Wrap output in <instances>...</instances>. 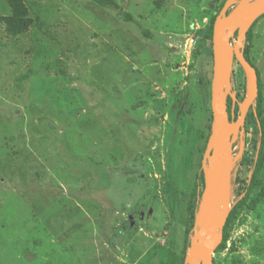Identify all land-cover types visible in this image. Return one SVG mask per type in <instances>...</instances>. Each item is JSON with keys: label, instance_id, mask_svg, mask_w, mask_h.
Returning a JSON list of instances; mask_svg holds the SVG:
<instances>
[{"label": "rangeland", "instance_id": "rangeland-1", "mask_svg": "<svg viewBox=\"0 0 264 264\" xmlns=\"http://www.w3.org/2000/svg\"><path fill=\"white\" fill-rule=\"evenodd\" d=\"M220 1L24 0L25 33L0 23V264H180L211 123L212 57L196 31ZM252 41L264 98V15ZM213 261L264 264V196Z\"/></svg>", "mask_w": 264, "mask_h": 264}, {"label": "water", "instance_id": "water-1", "mask_svg": "<svg viewBox=\"0 0 264 264\" xmlns=\"http://www.w3.org/2000/svg\"><path fill=\"white\" fill-rule=\"evenodd\" d=\"M263 14L264 0H225L212 23L210 132L200 161L203 188L183 264H214L213 253L223 238V226L232 204L235 165L244 148V121L258 95L257 73L243 55L244 42L251 25ZM234 60L241 66L245 79L241 100L231 91ZM227 97L232 103L230 119ZM235 104L237 116L233 118ZM238 138L239 148L233 154L232 145Z\"/></svg>", "mask_w": 264, "mask_h": 264}, {"label": "trees", "instance_id": "trees-1", "mask_svg": "<svg viewBox=\"0 0 264 264\" xmlns=\"http://www.w3.org/2000/svg\"><path fill=\"white\" fill-rule=\"evenodd\" d=\"M6 4L10 9V13L8 15L0 16V23L3 25V31L6 36L8 37H16L20 34L25 33L33 23L32 18L29 16L28 8L24 2V0H5ZM96 4H115L114 0H92ZM216 1V0H215ZM225 0H221L217 5V10L214 14L209 16L208 22L205 25L204 30L198 29L196 31V35H202L203 39L208 41V46L204 49V53L208 54L210 61H211V34H212V23L214 17L218 13L219 9L221 8L223 2ZM264 15V14H263ZM261 15V16H263ZM257 20V19H256ZM254 21V23L256 22ZM254 23L251 25L249 30L246 33L245 42H244V49L243 55L245 59L254 67L257 73V85H258V95L255 100V104L252 109L249 110L247 119H246V126L253 124L254 125V138L252 139V146L254 148V152L252 154V164L247 172V175L244 179H241V184L239 185V191H236L234 188V181H232V188L233 192L236 195L233 203L231 204V210L227 216L225 224L223 226V233L224 236L222 238L221 243L216 248V251L221 250L225 247V243L227 240V232L230 222L236 217L237 213L240 211L241 208L246 206H254L257 202V199L264 196V98L263 92L261 90V83L259 78V72L255 67L254 62L252 61L249 50L253 43L252 41V31L254 28ZM211 62L209 63L210 67ZM233 69L231 72V85L232 91L235 93L238 100H241L244 95V87H245V80L243 76V72L241 66L235 60L233 61ZM212 67V66H211ZM210 67V70H211ZM239 74L241 75V88L242 93L240 94L237 90V86L239 84ZM231 104V99L228 97L226 100L227 110H229ZM251 126V125H250ZM210 132V124L208 125V133L206 135L203 147L205 148L206 140L208 138ZM203 148V151H204ZM246 161V162H245ZM244 165L248 164L246 157L243 160ZM203 188V177L200 170V162L198 164V176L194 185L192 187V198L191 201H188L187 204V221L186 225L183 230V243L181 248V260L180 264H183L185 252L189 246V238L192 233L193 228V221H194V214L197 209L200 193ZM252 192L257 193V197H252ZM194 196V197H193ZM214 262V261H213ZM215 264V263H214Z\"/></svg>", "mask_w": 264, "mask_h": 264}, {"label": "flooded vegetation", "instance_id": "flooded-vegetation-1", "mask_svg": "<svg viewBox=\"0 0 264 264\" xmlns=\"http://www.w3.org/2000/svg\"><path fill=\"white\" fill-rule=\"evenodd\" d=\"M228 98V97H227ZM234 109H235V111H234V115H233V118H235L236 116H237V105L235 104L234 105ZM250 109H252V108H250ZM249 109V110H250ZM230 110H231V107H229V110H227V112H228V116H229V119H230ZM249 112V111H248ZM247 115H248V113L246 114V118H245V121H244V126H243V140H244V149H246V144H247V134H248V125L246 126V119H247ZM232 148H233V154L235 153V152H237V150H238V148H239V138L238 139H236V141L233 143V145H232ZM245 151L243 150V153H242V155H241V160H239V162H237L236 163V165H235V170H234V176H233V180L232 181H234V179L237 177V174H236V171H238V169H240L241 167H243L244 166V162H243V160H244V158H245ZM223 236H224V233H223ZM214 263V262H213Z\"/></svg>", "mask_w": 264, "mask_h": 264}, {"label": "built area", "instance_id": "built-area-1", "mask_svg": "<svg viewBox=\"0 0 264 264\" xmlns=\"http://www.w3.org/2000/svg\"><path fill=\"white\" fill-rule=\"evenodd\" d=\"M191 41L194 42V40H192V38L190 39V42H191Z\"/></svg>", "mask_w": 264, "mask_h": 264}, {"label": "bare ground", "instance_id": "bare-ground-1", "mask_svg": "<svg viewBox=\"0 0 264 264\" xmlns=\"http://www.w3.org/2000/svg\"><path fill=\"white\" fill-rule=\"evenodd\" d=\"M233 67V66H232Z\"/></svg>", "mask_w": 264, "mask_h": 264}]
</instances>
